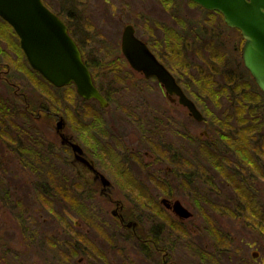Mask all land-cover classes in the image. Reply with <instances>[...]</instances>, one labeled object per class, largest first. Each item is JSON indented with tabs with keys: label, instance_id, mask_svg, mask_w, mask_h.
<instances>
[{
	"label": "rangeland",
	"instance_id": "rangeland-1",
	"mask_svg": "<svg viewBox=\"0 0 264 264\" xmlns=\"http://www.w3.org/2000/svg\"><path fill=\"white\" fill-rule=\"evenodd\" d=\"M46 2L55 11L58 10L62 17L68 19L74 35L82 40L85 49V42L88 44L86 39L93 37V40L90 39L91 42L85 55L88 62L93 64L92 68L97 72L100 82L102 81L103 89L109 92L112 100V105L103 111L99 108L98 103L93 102L91 104L92 109L93 107L96 108L97 117L104 120L105 117L113 118V120L115 116L120 117L118 110H116L117 105L136 106L147 103L152 109L157 103L162 110L163 108L170 110V106H172L175 109L172 110V113H175L177 118L174 126L168 125V130L161 133L154 125L148 124V126L151 130L154 128L155 136L166 145L176 144L179 148L185 149H189L192 145L196 161L192 162V165L195 166L192 167L193 175L188 166L181 168L187 177H177L171 181L165 180V177L160 178L157 173H153L149 174L150 180L145 175L146 183H148L146 186L142 181L144 175H140L142 174L140 166L151 162L150 157L146 156L145 151L148 150V147L145 144H139L143 158L138 159L140 165L138 167L135 164L133 166L130 163L124 164L126 161L122 158L115 162L118 163L117 171H115L107 159L104 162L103 160L100 161L105 171H109L114 179L118 177L121 180L122 190L120 189L118 194L122 199L124 197L130 202L131 208L124 212L127 216H132L138 221L136 227L124 225L120 217L113 213L115 206L103 197L101 200L98 192L89 191L86 197L71 198L68 196L69 199H63L64 194L62 196L61 193L64 192V188L58 186L55 191L60 192L62 198L58 195L53 198L42 196L48 202L53 203L48 204L46 202L45 206L42 200L35 201L36 203L28 200L29 205L25 203L28 208L32 207L30 210L37 206L42 209L48 208L49 205L51 208L58 209L57 214L59 216L57 215L55 218L47 217L44 220V217L48 215L45 212L42 213L40 220L42 221L41 230L44 240L48 236L53 240L60 241L63 252H68L67 249L70 244L74 246L77 252V264H163L162 255H158L159 258L156 261L146 258L145 251L152 248L149 247L150 239L156 240L161 245L160 247H166L171 253L167 261H173L176 264H226L228 257L231 256L235 259V263L231 264H264V259L261 260L260 258L261 256L264 258V249L261 251L262 255L259 256V259L253 261L252 254H255L253 248L246 245L248 242H253L254 239L260 240L263 236L260 230L264 228L262 226L264 220H260L264 215L262 207L257 206L255 209L256 212H260L258 218H247L246 220L242 216L231 214L233 212L231 210L235 208L236 204L242 203L243 197L251 195L248 187L253 190V196L257 193L261 206L264 207V166H261L262 171L257 165L253 166L250 173L247 172L249 175L246 176L241 172V167L240 169L227 167L230 162L226 159L223 160V157L232 161L236 160V154L231 152L233 148L231 142H226L223 136L224 130H226L232 141L233 138L235 142L237 141L234 137V130L237 128L242 133L243 127L246 126V123L241 124L239 122V116L242 117L247 114L252 116L257 108L256 111L262 115L260 122L264 123V93L243 62L242 51L239 50L244 41L242 34L228 28L227 30L223 27H215L214 23L218 16L208 13V10L200 8L189 0H111L110 4L104 3V0H46ZM112 3L115 4L114 7ZM67 10H71L72 14L76 16H69ZM175 18H178L177 22ZM181 19L183 23L187 22V26L184 28L187 30L185 31L181 27ZM127 24H134L136 33L141 39L155 45V51L158 49L162 56L166 55L164 62L182 76L183 82L188 86L189 96L196 101L197 106L207 117L205 121H197L188 115L186 106L183 107L179 103L170 105V99L164 96L157 79L146 80L141 74L133 70L124 56L121 46L122 33ZM166 25L172 29V33L174 32L175 35L186 32L190 34L193 31L192 28L195 27L202 29L200 43L204 44L201 49H205L206 57L199 55L196 57L190 50L185 51L186 57L197 66L195 72L193 69L178 68L169 60L168 56L172 54L170 49L173 45L166 42ZM217 29L221 32V36L218 35V40H222L226 49L224 57H227V61L225 63L220 60L221 58L217 59L216 54L211 53V48H207L212 40H215L214 34L217 33ZM0 33L2 35L0 38L17 40L16 35L18 36V34L15 33L9 23L2 19H0ZM196 43L200 44L199 42ZM6 59L10 60L11 58L8 59L6 56L0 55L2 62H6ZM112 60L116 61L117 70L115 72L107 70L108 63ZM180 60L182 58H177L175 63H179ZM211 64L217 66L214 71L217 81L213 85H202L197 82L198 77L195 73L199 67L204 70L212 69ZM115 76L122 78L121 83L115 81ZM178 79L180 81V78ZM22 82L24 88L29 90L30 99L34 101L38 94L32 89L33 83L30 82V79ZM5 84L0 79L1 94L6 97L8 88ZM62 93L61 91L58 96L60 97ZM58 96L54 95V100H56L55 104L60 107L56 105H52V107L71 116L73 112L67 106L70 101H59ZM11 97L14 98V102L19 100L13 95H10L9 99ZM133 109L138 111L137 114L147 112L142 107ZM127 113L123 116V118L126 117L125 120L119 119V127L129 131L127 142H137L141 139V134L135 127L137 123H133L134 125L131 123V121L135 122L132 115L135 110L129 111L127 109ZM86 115L87 111H84L81 117L83 124H88L90 121L89 118L85 117ZM40 123L44 124L42 130H45L48 140L54 141L56 135L54 124L50 120L45 122L40 120ZM111 123L112 121L109 124L111 125ZM33 124L36 127L35 121ZM175 127L180 129L179 131H190L189 136L195 138V145L192 143L187 145V141L182 138V133L177 134ZM86 131L88 134L94 133L93 129ZM88 137L90 140H87L86 143H89V152L95 159V143L92 141V135ZM258 137L254 141L261 145L264 140L258 141ZM84 138L83 135V143L86 139ZM209 138L213 140L212 146L207 142ZM242 143L245 146H251L249 142L243 141ZM204 144L210 150L202 148L201 146ZM252 152L253 150H248V155L250 159L254 160ZM238 153L239 155L242 154L240 151ZM210 155H212V159H210ZM214 155L219 158L216 163L214 162L215 164L222 162L221 165L223 166L219 169L214 165L211 166ZM70 158H72L71 155H68V160ZM168 162L165 161V165ZM175 169L179 175L180 172L176 167ZM171 170L174 172V167ZM239 170V175L234 176L233 179L225 177L226 175L231 176L232 172ZM85 175L87 178L92 177L87 170ZM125 176L138 181L139 186L142 187L139 193L131 185L128 186L129 182L126 183V188L123 186ZM228 179L232 181L230 182ZM229 183L238 185L241 191L235 187L236 192H234L233 185L231 187ZM72 194L74 195L73 191ZM161 195H168L171 199L181 201L193 213L192 217L181 219L175 212L168 210L165 204L159 200ZM227 207L229 211H227ZM63 209H67L68 214L65 215ZM83 214H87L88 219L80 216ZM6 221H0V237L11 236L14 251L7 253L5 247L0 243V250L4 252H0V264H51L48 259L46 260L44 248L37 250L33 246L29 250L24 249L21 246L23 242L21 234L13 232L14 229L16 231L19 229L17 221L9 217L6 218ZM66 223L70 224L71 232L68 231ZM3 227L6 231H2ZM69 240H73V242L70 243ZM65 242H67L66 246ZM29 255L31 256L30 259ZM81 258L83 261H80ZM26 259L31 261L26 262Z\"/></svg>",
	"mask_w": 264,
	"mask_h": 264
},
{
	"label": "flooded vegetation",
	"instance_id": "flooded-vegetation-1",
	"mask_svg": "<svg viewBox=\"0 0 264 264\" xmlns=\"http://www.w3.org/2000/svg\"><path fill=\"white\" fill-rule=\"evenodd\" d=\"M110 1L111 0H104V3L110 4ZM112 6L114 7L115 4H113ZM54 12L62 17L61 13L58 10H54ZM67 12L69 16H76L72 14L71 10H67ZM62 18L67 26L70 27L68 19H66L65 17ZM70 30L72 36L75 37L78 44L83 49L85 55V52H87L89 48L88 46L91 40H93V37L90 38L91 40L86 39L88 44H86L85 42V49L82 40L80 38L78 39V37L74 35L72 27H70ZM16 37L18 41H12L8 38L5 39L4 37H1L2 39L0 38V55L4 57L6 56L8 59L11 58L10 60L6 59V62H2L0 60V79L2 83L3 81L6 83L5 85L8 88L6 97L2 95L0 91V221H6L7 217L17 221L19 229L18 231L14 229L13 232H15L16 234L19 232L21 234V240H23L24 242L21 243V246L24 249L29 250L33 246L37 250L44 248V254L47 256L46 260L48 259V262H50L51 264H77V252L74 246L70 244L67 249L68 252H63L61 251L60 241L53 240L48 236H46L47 239L45 238L46 240H44L43 231L41 230L42 221L40 220L42 213L45 212L48 215L44 217V220L47 217L55 218L58 215V209L51 208L49 205L48 208L44 207V210L40 206H37L36 208L34 207L33 210H30L32 207L30 206L28 208L26 206L30 204L28 200H32L34 202L42 200L44 206L46 202L48 204H51L53 202H48V200L45 197L43 198L42 196L45 195L47 198H53L54 196L56 197V195L60 196V192L55 191V188L58 186L64 188V192L61 193L62 196L64 194L63 199H69V197L75 198L76 196L86 197L88 196L87 193L89 191L95 193L98 192L100 199L101 197H103L107 201L109 200L110 203L115 206V214L120 217L121 222L124 225L128 227H130V225H133L134 227H136L138 221L133 219L132 216H127L124 212L126 209L131 208L130 202L124 197L122 199L118 194L122 185L121 180L118 177L114 179L113 175L110 174L109 171H105L100 164V161L103 160L104 162V160L107 159L111 164L110 166H113L115 171H117L118 168V163L115 162L122 158H124V160L126 161L125 163L123 162L124 164L130 163L131 166L135 164V166L138 167V159L141 160L143 158V152H141L142 150L140 149L139 144H145L148 147V150L145 151L146 156L150 157L151 162H149V164L139 166L142 172V174L140 175H144L142 181L146 186V184L148 183H146L147 181L145 179V175H147L148 180H150L151 177L149 174L153 173H157L160 178L165 177V180L168 179L169 181H171V179H177V177H187L186 173L183 174L181 168L183 166H188L193 175L194 171L192 170V167L195 166L192 165V162L196 161L195 153L193 152L192 145L189 149H185L182 147L179 148V146L176 144H164L162 140L158 139L155 136L154 128L151 130L148 126V124L154 125L157 130H160V133L167 131L168 125L170 124L174 126L177 122V118L175 117V113H172V110H175L172 106H170V110H168V108H163L162 110L157 103L152 109L147 103L142 105L139 104L136 106L117 105L116 110H118V114L120 117L115 116L114 120L113 118L108 119L106 117L105 120L99 119L95 111L96 108L93 107L92 109L91 104L93 102L98 103L101 111H103L104 109H108L112 105V100L109 96V92H106L105 89H103V86L101 85L102 81L100 82L99 77H94V79L98 90H100L106 100L109 101V104L105 107L101 106L99 100H96L94 98L86 99L83 96H80L75 83L57 86L51 81H48L42 73L36 71L32 67L30 61H28L26 53L22 49L20 38L17 35ZM173 38L168 36L165 37L167 43ZM144 41L150 46L151 50L155 55H157L159 60L168 67L172 75L175 76L185 95L189 96L187 91L188 86L185 82H183L182 76L177 73V70H172L169 65L164 62V58L166 55L162 56L158 52V49H156L155 51V45L147 42V40ZM12 55H14V57H12ZM168 58L170 60L171 55H169ZM86 59L88 63V58ZM89 64L92 63L89 62ZM133 70L135 69L133 68ZM135 71L141 74L142 77L146 78V80L157 79L160 87H162L164 96L169 97L170 105L179 103L180 105L185 107L180 102L181 97L178 94L171 93L167 87H164L158 77H147L145 73L137 70ZM114 78L116 82L121 83L122 78H119L117 76H115ZM178 78H180V81ZM28 79H30V82H32L34 85V87H32L33 91L37 92L38 94V96L34 98V101L29 97V90L25 89L23 86L22 81ZM61 91L63 93L59 97L58 95ZM10 95H13V97L15 98H19V100L17 102H14V98L11 97L9 99ZM54 95L58 96L59 101H70V104H68L67 106H69L71 111L73 112L71 116L62 111L59 112L57 108L52 107V105L58 106L57 104H55L56 100H54ZM194 102L197 106L195 100ZM138 107H142L144 110H147V112L143 114H137L138 111L133 108ZM185 108L188 111V115L193 117L190 108ZM127 109L129 111L135 110V113H132L135 122L131 121V123H137L135 127H137L141 134V139L137 140V142H127L129 131H125L124 129H120L119 127V119H126V117L123 118V116L125 113H127ZM84 111H87V115L85 117L90 119V121H88V124H83V122H81L82 113ZM127 116H129L128 113ZM236 117L238 118V116ZM206 119L207 117H205L203 121H205ZM40 120H43L44 122L46 120H50V122L54 124L56 129L54 141L50 142L48 140L49 138L46 136L45 130H42L44 124L40 123ZM33 121H35L36 127H34ZM110 121H112L111 125L109 124ZM59 122L62 123L61 128H58ZM92 129L94 133L88 134L86 130L91 131ZM175 129L177 130V134L182 133V138L187 141V145H190V143L195 145V138L189 136L190 131H179L180 129H177V127H175ZM234 132V137L237 140L236 142L234 141V138L232 141L231 137L227 135V131L224 130L223 137L225 138L226 142H231V145L233 146L231 152L236 154L235 161H232L227 157H223V160L226 159V161L230 162L227 167H235L236 169H240L241 167V172H243L246 176L249 175L247 174V172L250 173L252 167L255 165H257L262 171L261 166H264V141L261 145H259L257 141H254L255 138H257L258 136L260 137L259 133L254 132L253 134L255 135L251 136L246 132V135L251 137H249L244 142H249L251 146H245L242 143V134L244 131L241 133L236 128ZM83 135L86 138H84L85 143L87 142V140H90L88 136L92 135V141L95 143V159L94 156L89 152V143H86V145L85 143H83ZM259 137L258 141H262L259 139ZM212 141V138H209V141L207 142H209V145L212 146ZM75 144L79 145L82 148L83 153L75 150ZM201 147L204 149H209V147L205 144ZM248 150H253L252 154L254 160L250 159ZM238 151H240L242 154L239 155ZM67 154L71 155L72 158L68 160ZM81 154L88 158L89 163L84 161V159L79 158L81 157ZM210 159H212V155H210ZM218 160V156L214 155L211 166L214 165V167H222V162L219 164H215ZM165 161H169L167 165H165ZM171 166L174 167V172L171 170V168L173 169V167ZM175 167L180 172L179 175ZM96 169L97 173H95ZM86 170L92 176L91 178L86 177ZM239 173L240 170L238 172L234 171L231 173V176L226 175L225 177L233 179L234 176L239 175ZM130 174L132 175L131 172ZM102 176H105L106 179L108 178L110 183H108L107 186L104 185ZM230 179L228 180L231 182L232 180ZM127 182H129L128 186L131 185L133 188H135V190L138 191V193L142 189L141 185L139 186L138 181L133 180V178L129 179L128 176H125L123 184L125 188L127 186ZM229 184L231 185V187L233 185L234 189L235 187H239L236 184L234 185V183ZM147 186L149 188V185ZM72 191L74 195L72 194ZM234 192H236V189L234 190ZM164 196L165 195L159 196L160 202H163L168 210L175 212L173 205L175 201L179 200L173 198L171 199L168 195V197ZM150 201L153 200L150 199ZM179 202L181 203V201ZM63 210L65 215L68 214L67 209ZM227 211H229V209ZM231 211H233L231 212V214L242 212L240 208H236ZM177 215L181 219L185 218H182L179 214ZM66 225L67 229H69L68 231L71 232L72 229H70V224L66 223ZM260 230L263 234L260 240L254 239L253 242L246 243L247 247H252L253 252L255 253L252 254L253 261L259 259V256L262 255L261 251L264 249V228H261ZM2 231H6L4 227ZM7 238H9V240H6ZM69 242L71 243L73 242V240H69ZM0 243L5 247L7 253H12L14 251L11 236H1ZM64 244L66 246L67 242H65ZM160 246L161 245H159L156 240L150 239L149 247L152 248L151 250L149 249L145 251L146 258L152 261H156L159 258L158 255H162L163 264H176L173 261H167L169 254L171 253L166 247ZM0 252L4 253L3 250H0ZM30 258L31 256L29 257V259ZM260 258L261 260L264 259L263 256H261ZM29 259H26V262H30L31 260ZM80 261H83V258H81ZM231 263H235V259L232 256L228 257L226 261V264Z\"/></svg>",
	"mask_w": 264,
	"mask_h": 264
},
{
	"label": "water",
	"instance_id": "water-1",
	"mask_svg": "<svg viewBox=\"0 0 264 264\" xmlns=\"http://www.w3.org/2000/svg\"><path fill=\"white\" fill-rule=\"evenodd\" d=\"M191 1H195L204 9L220 11L226 24L242 31L245 40L242 48L243 61L264 91V0ZM0 16L16 29L22 49L31 65L48 81L57 86L75 83L80 96L99 100L102 107L109 104L96 87L92 70L88 68L82 48L70 34L69 27L43 0H0ZM135 31V26L128 24L122 34V50L131 67L145 73L147 77H158L164 87L181 97L180 102L190 108L193 117L199 121L203 120L202 112L194 101L185 95L175 76ZM61 127L62 123L59 122L58 128ZM74 147L83 153L79 145L75 144ZM79 158L89 163L83 154ZM102 178L107 186L110 183L108 178ZM173 206L174 211L181 217L190 218L193 215L179 201H175Z\"/></svg>",
	"mask_w": 264,
	"mask_h": 264
},
{
	"label": "trees",
	"instance_id": "trees-1",
	"mask_svg": "<svg viewBox=\"0 0 264 264\" xmlns=\"http://www.w3.org/2000/svg\"><path fill=\"white\" fill-rule=\"evenodd\" d=\"M194 4H197V3L194 2ZM207 12L218 16L216 18L215 23H214L215 27L219 26L221 28L223 27L224 29L228 28V29H231V30L238 31V33H241L240 30L232 29V28H229L227 25H225V21L223 20V16H222V14L220 12H218V11L215 12V11H210V10H208ZM175 19H176V21H178V18H175ZM3 21H5V20H3ZM180 22H181V26L184 29L187 26V22L183 23L182 19H181ZM208 23H210V22H208ZM165 28H166V36L171 37V38H173V37L175 38L176 37L175 39L173 38L172 40H170L168 42V44L173 45L172 48L170 49L172 54H173V55L171 54V58H170L171 63H173V65L177 66L178 68H186V70L187 69H193V72H195V70L197 69L196 68L197 66H195L191 62V60L188 59V57H186L185 51L186 50L187 51L190 50V52L193 54V56L199 55V56H202V57H206L205 49L204 50L201 49V47L204 46V44L200 43V41L202 39V36H201L202 29L198 28V27H195V28H192L193 31L190 34L188 32H186L185 34L183 33V34L175 35V34H173L174 32L172 33V29L170 27H168L166 25ZM185 30H187V28ZM185 30H183V31H185ZM214 35L216 36L215 40L209 39V40H212V42L207 46V48H211V53L212 54L213 53L216 54V58L217 59L221 58L220 60L225 63L227 61L226 60L227 57H224L225 54H226V52H225L226 49H225L224 45L222 44V40L221 39L218 40L219 36H221V32L218 31V29H217V33L214 34ZM196 42H199L200 44H197ZM183 48H184V51H182ZM207 48H206V50H207ZM241 48H242V45H240V47H239L240 51H241ZM176 57L177 58H182V60H180L179 63H175V62H177V58ZM106 62H107V60H106ZM115 62H116L115 60H112V62L108 63L107 70L109 72H112V71L115 72L117 70V65H116ZM219 63H222V62H219ZM88 64H89V62H88ZM211 65H212L211 66L212 69H208V70H204V69L199 67V69L197 70V73H195L197 75V77H198L197 78V82H200L202 85H206V86L213 85V84L216 83L217 80H216V74L214 73V71L217 69V66H216V64H211ZM89 66H90V64H89ZM92 66L93 65H91L90 68H92ZM92 70H93L94 76L97 77L98 76L97 72L94 71L93 68H92ZM253 109H252V111H253ZM256 110H257V108L253 112L254 115L251 113L252 116H250L249 114L244 115L242 117L239 116V122L241 124L246 123V126L243 127L244 128V132L242 134V136H243L242 140L243 141L247 140L252 135H255V134H253L254 132H256V133L258 132L259 135H260L259 139L260 140H264V123L260 122V118L262 117V115L259 114ZM246 132L248 133V135H251V136L246 135ZM216 167H217V169L220 168L218 166H216ZM236 189H239L241 191L240 187H238ZM248 189L250 190L251 195H247L249 197L244 195L246 197L242 198V200H243L242 203L241 204L240 203L236 204V206L234 208V209L240 208V210L242 211L240 213L236 212L234 214V216H242L246 220H247V218H258L260 216V212H258V211L256 212V210H255L257 208V206L262 207L261 209L264 211V207L261 206L260 199H258L257 193H256L255 196H253L254 195L253 190L250 189L249 187H248ZM86 215L87 214H83V215H80V216L82 218L85 217L86 219H88L86 217ZM262 219L264 220V215H263V218H260L261 221H263ZM262 226H264V225H262Z\"/></svg>",
	"mask_w": 264,
	"mask_h": 264
}]
</instances>
